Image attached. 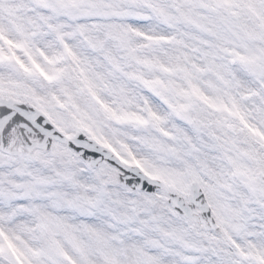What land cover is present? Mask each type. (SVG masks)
I'll return each mask as SVG.
<instances>
[{
  "label": "snow or ice",
  "instance_id": "1",
  "mask_svg": "<svg viewBox=\"0 0 264 264\" xmlns=\"http://www.w3.org/2000/svg\"><path fill=\"white\" fill-rule=\"evenodd\" d=\"M0 264H264V0H0Z\"/></svg>",
  "mask_w": 264,
  "mask_h": 264
}]
</instances>
